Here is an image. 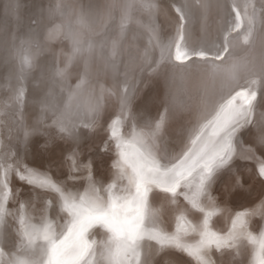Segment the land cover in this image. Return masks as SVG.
<instances>
[{"label": "rangeland", "instance_id": "374dc122", "mask_svg": "<svg viewBox=\"0 0 264 264\" xmlns=\"http://www.w3.org/2000/svg\"><path fill=\"white\" fill-rule=\"evenodd\" d=\"M24 1L0 0V166L7 165L12 169L8 172V197L3 200L0 208V217H2L0 241L5 242L4 251L8 252L11 243L15 241L20 249L19 259L28 261L29 264L32 262L48 264L47 243L43 239L45 230L48 235L50 234L49 237H53L68 219L62 211L64 201L61 199V194L56 192L51 184L60 188L65 196L71 193L77 198V202L81 195L86 193L93 195L92 188L100 189L99 195L106 199L108 192L105 189L110 184L117 185L112 188V193L131 199L127 179L131 172L127 165L117 164L120 158L117 155L119 150L114 147L116 141L111 140L112 147L108 152L101 151V145L105 140L110 139L111 128L114 127L116 136L120 137L121 142L133 146L129 150L132 158L136 157L135 149L141 151L146 149L149 159L157 161L162 166L170 167V162L179 164L185 159L181 155L184 152L193 159L198 155L208 159L223 143V140L214 133L219 130L223 120L228 118L232 108L240 104L238 100L233 101L232 105L224 107L221 111L225 99L229 94L234 95L235 91H246L251 88L257 91V96L251 104L249 123L242 127L232 140L231 159L223 165H220L217 159L213 164L212 178L205 179L203 185L200 183V176L206 173L202 172L201 163L190 176L185 172L186 178L181 180L180 187L175 193H165L162 188L153 187L154 194L149 196V206L143 210L146 227L143 229L145 235L139 241L138 260L147 259V264H209V260L212 264H264V224H262L264 199L261 200L264 196V177L258 174L260 165L257 163V160L264 159L260 156L264 154V144L259 143L260 137L264 136V87H262L264 84L257 83L253 86L248 83L251 80H259L264 74H253L250 75L252 78L248 76L249 78L244 77L232 83L229 81L225 66L232 59L247 52L249 44L264 22V0H254V3L253 0L243 2L241 0H58L59 4L56 0H45L54 3L59 11L62 9L59 12L61 14L52 16L49 23L51 27L52 25L60 27L56 31L58 35L55 36L54 43H59L58 50L63 54L66 53L62 54V58L67 62L65 64L69 75L71 73L68 91L59 78H55L51 73L49 75L47 57L50 58L51 52H48L46 47L42 49L47 53L42 49L36 50L34 63L30 67L22 68L21 63L17 61V49L13 48L15 45L11 48L7 45L10 44L9 41H13L12 39L18 42L21 40L28 25V21L24 18L36 13L37 0ZM179 8L183 9L182 13L177 12ZM181 14L185 17L183 21L185 41L181 42L182 45L189 52L195 48L206 51L209 56L207 61L195 57L185 60L182 64L168 60L167 45L175 36L177 20ZM164 15L167 17L164 18ZM80 18L83 23L80 22ZM103 18L104 21L101 20ZM29 22L30 25L32 21ZM66 25L67 33H65ZM2 26L5 30H1ZM73 32L82 38H79V42L75 41L76 45L84 46L87 43V46L91 45L93 48L105 47L97 49L103 59L101 58L99 74H94L95 81L102 83L103 98L100 100L102 103L98 101L97 104H101L99 111H95V114L91 112L89 116L85 118L82 116L81 119L76 115L78 111L67 129L64 115L61 121L63 125L61 123L59 125L60 120L57 121L58 124L55 122L53 124L52 117H56V110L61 109L62 103L68 101L70 97L78 106L80 102L78 98L83 95L84 86L92 79L89 77V72L97 71L87 66L91 68H88L90 69L88 71L84 69L82 63L74 61L73 48L69 40ZM165 36L168 37L167 44L162 41ZM225 37L229 40L228 50L220 53V57L222 56L220 59H211ZM32 41L30 47L34 51L40 45L36 37L32 38ZM114 43L115 48H113ZM63 48L68 49L64 51ZM214 65L219 69L213 71ZM113 68L114 70H111ZM223 69H226V72ZM85 70L88 72L86 73ZM108 71L110 73H107ZM103 75L107 78H103ZM21 89L23 96L17 99ZM76 94L79 95L78 98ZM124 104L127 106L124 107ZM255 104L258 106L255 107ZM43 108L46 109L42 111ZM113 121L117 123L113 125ZM52 126L55 127L54 131H50ZM150 140L156 141V145ZM158 150L161 154H157ZM253 153L256 159H253ZM249 167L252 169L249 170ZM4 171L5 168L0 167V180L3 179ZM19 176H25L34 183L30 185L26 181H21ZM237 177L240 178V185L237 183ZM42 181H47L43 187L40 186ZM232 194L236 200H233L235 198L231 196ZM28 195L39 197L45 205L43 214L36 221L27 217L23 209L27 200L24 197ZM244 203L246 204L242 205ZM200 209H203V212ZM59 217H62V220ZM162 237L168 239H161ZM173 237H179L178 244L172 239ZM29 239H34L31 244ZM103 239H107L103 233L97 237L98 241ZM229 241L233 246L225 247ZM217 242L220 244L219 247ZM11 251L15 252L16 249L13 248ZM103 251L108 256V249L105 248ZM111 253L113 256L117 255L115 241L111 242ZM105 264H109L108 260H105Z\"/></svg>", "mask_w": 264, "mask_h": 264}, {"label": "snow or ice", "instance_id": "6c2138e0", "mask_svg": "<svg viewBox=\"0 0 264 264\" xmlns=\"http://www.w3.org/2000/svg\"><path fill=\"white\" fill-rule=\"evenodd\" d=\"M183 9H177V12L182 13ZM185 17L180 15L177 20V28L175 36L172 41L167 45L168 48V60L175 61L182 64L185 60L192 58H198L204 61L209 59L208 53L204 50L192 49L191 52L182 45V41H185L184 36V23ZM239 27V25H237ZM229 46V40L224 38L222 45L217 49L215 55L211 59H220V53L227 51ZM116 44H113V48ZM174 49V51H173ZM130 59L131 57V53ZM22 68L30 67L31 61L29 57L24 56L21 59ZM233 68L228 69L229 73L233 72ZM218 70L216 66H213V71ZM62 74V73H60ZM251 85L257 83L264 84V76H261L260 80H251L248 82ZM239 87V86H238ZM23 96V90L21 89L17 95V99ZM257 91L248 88L246 91H235L234 95L229 94L225 99V104L221 106L223 108L232 105L233 101H240L238 106H234L227 119L219 126V130L214 135L219 136L223 143L219 150L214 151L213 155L205 159L203 155H198L193 159L187 152L181 153L185 157L179 164L170 162L171 166L161 165L155 160H150L145 151L135 149L136 157L132 158L129 154V150L132 149L131 144H125L121 142L120 137L116 136L114 127L109 132V140H105L101 145L102 152H108L112 147L111 140H115L114 147L119 150L117 155L119 156V162L127 165L131 175L128 176L129 200L127 196H120L112 193L114 184H110L105 191L108 192V196L105 197L99 195L100 189L92 188L93 195L79 196V202L77 198L69 193L67 196L63 194L60 188L55 184L50 186L55 189L56 192L61 194V199L64 201V211L67 214L68 219L61 230L53 237H49L47 230L43 239L47 243V252L49 254L48 264H105V260H108L109 264H147V259L144 261L138 260V249L140 248L139 241L143 239L145 233L143 229L146 227V218L144 209L149 206V196L152 194L153 187L162 188L165 193H175L176 189L180 187L182 179H185V172L190 176L193 171L197 169L202 163V172L200 183L204 184L205 179L212 178L213 164L218 159L220 165L227 163L231 159L232 140L242 127L249 123V115L251 112L252 101L255 100ZM71 100V97H70ZM247 101V103H244ZM127 105L124 104V107ZM99 105L92 108V111H97ZM219 115V113L217 114ZM117 121H113L114 125ZM159 127V125H157ZM63 130V128H62ZM259 143L264 144V136L260 137ZM108 145V147H105ZM249 151H252L249 149ZM264 157V154H260ZM179 159V157H177ZM253 159H256L255 153H253ZM191 160V163L188 161ZM260 165L259 175L264 177V159L257 160ZM19 167V165H17ZM4 167V176L0 180V208H2V202L8 197L9 181L8 172L12 169L7 165ZM21 181H26L28 184H33L34 181L28 179L25 176H19ZM47 181L41 182V187L45 186ZM237 183H240V178L237 177ZM154 198V197H153ZM203 212V209H200ZM2 219V217H0ZM207 225V220H205ZM103 233L107 239L97 240V237ZM110 234V235H109ZM155 238V237H151ZM161 239H168L162 237ZM178 244L179 237H173ZM115 241L117 255L113 256L111 253V242ZM4 241H0V264H29L28 261H24L18 258L20 249L17 247L16 242L11 243L8 252L4 251ZM32 241L29 240V244ZM220 244L217 242V247ZM232 242H228L225 247H232ZM15 248L16 251H11ZM108 249V256L105 255L103 249ZM122 253V254H121ZM207 255V253H204ZM35 264V262H32ZM209 264L212 262L209 260Z\"/></svg>", "mask_w": 264, "mask_h": 264}, {"label": "bare ground", "instance_id": "6f19581e", "mask_svg": "<svg viewBox=\"0 0 264 264\" xmlns=\"http://www.w3.org/2000/svg\"><path fill=\"white\" fill-rule=\"evenodd\" d=\"M22 2L24 1V0H21ZM57 2H58V4H59V1L58 0H56ZM62 1H64V0H62ZM68 1V0H67ZM85 1V0H84ZM100 1V0H99ZM243 1H245V0H241V2H243ZM14 2H15V0H14ZM26 1H24V3H25ZM50 3V4H49ZM73 3V2H72ZM98 3V2H97ZM143 3V2H142ZM146 3V2H145ZM170 3V2H169ZM253 3H254V0H253ZM18 4H20V2L18 3ZM27 4H28V2H27ZM60 4H63V3H60ZM79 4H80V2H79ZM84 4L86 5V3L84 2ZM83 4V5H84ZM96 4V3H95ZM67 5V4H66ZM70 5V4H69ZM72 5V4H71ZM81 5V4H80ZM84 5V6H85ZM128 5V4H127ZM56 6H58L57 4H56ZM64 6H65V4H64ZM76 6V5H75ZM98 6V5H97ZM159 6V5H158ZM5 7V6H4ZM3 6H2V8H4ZM19 7H21V6H19ZM59 7V6H58ZM70 7V6H69ZM73 7V6H72ZM96 7V6H95ZM101 8H102V6H100ZM136 7V6H135ZM157 7V6H156ZM188 7V6H187ZM201 7V6H200ZM1 8V9H2ZM26 8V7H25ZM27 8H31L30 6H27ZM36 8V13H34V14H29V16L26 18L25 16V18L24 19H26L27 21H28V25H27V29L25 30V32H24V34L22 35V37H21V40L18 42L16 39H12L13 41H15V42H13V41H9L10 42V44H7V45H9V48H11V46H13V45H15V46H13V48L15 47L17 50H16V52H17V61L19 62V63H21V59H22V57H24V56H27V57H29V59H30V61H31V64H33L34 63V60H35V52H36V50H40V49H42V48H44V47H46V49H48L49 51L48 52H51V54L50 53H48V54H50L51 56H50V58L49 57H47L49 60L47 61V64H48V67H49V69H50V71H49V75H50V73L55 77V78H59L60 79V82L62 81V84H64L65 86H66V90L68 91L69 89H70V87L68 86L69 84H70V82H71V73H70V75H69V72L67 71V65L65 64V62L66 61H64L65 59H63L62 58V54L63 53H61L60 52V50H58V48L59 47H57V45L59 44H56V43H54V40L56 39V37H57V35H56V31H57V29H58V27L59 26H55V25H52V27L50 26V20H51V17L52 16H56V15H58L59 16V14H61V13H59L60 11H59V8H56L55 7V4L53 3L52 4V2H48V1H45V0H37V6L35 7ZM66 8V7H65ZM80 8V7H79ZM82 8V7H81ZM85 8H87V7H85ZM90 8H91V6H90ZM92 8H94V7H92ZM174 8V7H173ZM264 8V7H263ZM7 9V8H6ZM74 9V8H73ZM72 9V10H73ZM83 9V8H82ZM100 9V8H99ZM125 9V8H124ZM160 9V8H159ZM20 10V9H19ZM18 10V11H19ZM66 10H67V8H66ZM71 10V9H70ZM85 10V9H84ZM90 10V9H89ZM157 10H158V8H157ZM204 10V9H203ZM1 11V10H0ZM65 11V10H64ZM69 11V10H68ZM101 11H102V9H101ZM101 11H99V12H101ZM6 12V11H5ZM72 12V11H71ZM74 12V11H73ZM77 12V11H76ZM89 12V11H88ZM93 12H94V10H93ZM96 12V11H95ZM98 12V11H97ZM105 12V11H104ZM161 12V11H160ZM189 12V11H188ZM68 13V12H67ZM128 13V12H127ZM159 13V12H158ZM70 14V13H69ZM68 14V15H69ZM83 14V13H82ZM85 14H87V13H85ZM103 14V13H102ZM163 14V13H162ZM64 15V14H63ZM182 15V14H181ZM190 15V14H189ZM259 15V14H258ZM61 17H62V15H60ZM80 16V15H79ZM104 16V15H103ZM144 16V15H143ZM176 16H177V14H176ZM192 16V15H191ZM60 17V18H61ZM64 17V16H63ZM165 17H167L166 15H164V18ZM258 17V16H257ZM65 18V17H64ZM67 18V17H66ZM75 18V17H74ZM76 18H79L78 16H76ZM91 18V17H90ZM258 18H260V17H258ZM258 18H257V20H258ZM22 19V18H21ZM86 19V18H85ZM104 19L105 18H103V19H101V20H103L104 21ZM20 20V19H19ZM62 20V19H61ZM75 20V19H74ZM77 20V19H76ZM83 20V19H82ZM97 20V19H96ZM162 20V19H161ZM167 20V19H166ZM29 21H32V23L29 25ZM78 21V20H77ZM55 22V21H54ZM80 22H82L81 21V18H80ZM150 22V21H149ZM56 23V22H55ZM76 23V22H75ZM78 23V22H77ZM83 23V22H82ZM85 23V22H84ZM98 23V22H97ZM53 24V23H52ZM101 24H103L102 22H101ZM148 24V23H147ZM33 25V26H32ZM152 25V24H151ZM75 26V25H74ZM150 26V25H149ZM5 27V26H4ZM87 27V26H86ZM85 27V28H86ZM95 27H97V26H95ZM94 27V28H95ZM157 27V26H156ZM156 27H155V29H156ZM256 27V26H255ZM60 28V27H59ZM63 27H61V29H62ZM85 28H83V29H85ZM98 28V27H97ZM96 28V29H97ZM104 28V27H103ZM150 28V27H149ZM154 28V27H153ZM82 29V30H83ZM95 29V30H96ZM102 29V28H101ZM1 30H5V29H3V26H2V29ZM59 30V29H58ZM81 30V31H82ZM93 30V29H92ZM154 30V29H153ZM257 30V29H256ZM78 31V30H77ZM88 31V30H87ZM156 31V30H155ZM59 32V31H58ZM97 32V31H96ZM152 32V31H151ZM150 32V33H151ZM156 32H158V30L156 31ZM65 33H67V25H66V29H65ZM83 33V32H82ZM91 33V32H90ZM153 33V32H152ZM151 33V34H152ZM159 33V32H158ZM255 33H256V31H255ZM3 34H5V33H2V35ZM61 34V33H60ZM70 34V33H69ZM68 34V35H69ZM156 34V33H155ZM154 34V35H155ZM86 35V34H85ZM88 35H89V32H88ZM158 36H159V34H157ZM56 36V37H55ZM133 36V35H132ZM36 37V39H38V43H39V47H38V49H36L37 47L36 46H38V45H36L33 41H32V38H35ZM59 37H60V35H59ZM58 37V38H59ZM69 37V36H68ZM150 36L148 35V38H149ZM194 37V36H193ZM245 37V36H244ZM6 38V37H5ZM70 38V37H69ZM79 38L80 39H82L81 37H80V35L79 34H77V33H74L73 32V36H72V40L71 39H69L70 40V44H71V47L73 48L72 49V51H73V59H74V61H78V62H80V63H82V65H84L83 67H84V69L86 68V69H88V68H92V69H96L97 71H93V72H89L90 73V78H92V79H90V82H88L89 84H87L86 86H84V88H85V90H84V93H83V95H78L79 96V98H78V96H77V94H76V98H78L79 100H80V102H79V104H78V106L76 105V103H74V101L71 99L70 100V98L69 99H67L68 101H66V102H64V103H62V106L60 107L61 109H58V110H56V117H52V123L53 124H55V123H57V121H59V125H60V123H61V121L63 120V115H64V117H65V120H66V126H67V129L69 128V125L71 124L70 123V121L71 120H73V118L74 117H76L75 116V114L79 111V113L78 114H76L77 116H79V118L81 119L82 118V116L85 118V117H87V116H89L90 115V113L92 112L93 114H95V111H92L91 109L92 108H94L97 104H98V101L100 102V100L103 98V91L101 90V84L99 83L100 81H98L97 80V82L95 81V75L94 74H99L98 73V70H99V66H100V64L102 63V57H100V55L101 54H99V50H97L98 49V47H96V48H93V47H91V45L90 46H87V43H86V45H84V46H79V45H76L75 43H77V42H75L76 40L79 42ZM87 38V37H86ZM95 38H96V36H95ZM159 38V37H158ZM4 39V38H3ZM74 39V40H73ZM154 39V38H153ZM152 39V40H153ZM193 39V38H192ZM231 39V38H230ZM11 40V39H10ZM59 39H57V41H58ZM68 40V41H69ZM85 40V39H84ZM93 40V39H92ZM194 40H195V38H194ZM232 40V39H231ZM247 40V39H246ZM33 42L36 46V48H35V50L33 51L32 50V47H30V42ZM60 41V40H59ZM149 41H150V38H149ZM148 41V42H149ZM163 43H165V44H167L168 43V37L167 36H165V37H163ZM9 42H7V43H9ZM11 42H13L12 43V45H11ZM86 42V41H85ZM85 42H84V44H85ZM194 42V41H193ZM4 43V42H3ZM33 43H32V45H33ZM93 44H94V41L92 42ZM6 44V43H5ZM92 44V45H93ZM97 44V43H96ZM95 44V45H96ZM108 44V43H107ZM241 44V43H240ZM61 45V47H62V44H60ZM81 45V44H80ZM83 45V44H82ZM89 45V44H88ZM59 46V45H58ZM103 46V45H102ZM5 47V46H4ZM64 48H65V46H63ZM104 47V46H103ZM102 47V48H103ZM192 47V46H191ZM3 48V47H2ZM63 48V49H64ZM99 48H101V47H99ZM101 48V49H102ZM105 48V47H104ZM238 48V47H237ZM4 49V48H3ZM2 49V50H3ZM8 49V48H7ZM62 49V48H61ZM68 49V48H67ZM67 49H64V51L65 50H67ZM112 49V48H111ZM155 49V48H154ZM196 49V48H195ZM42 50H44V49H42ZM42 50H41V52H42ZM4 51V50H3ZM12 51H15V49L13 50L12 49ZM63 51V52H64ZM70 51V50H69ZM115 51V50H114ZM10 52V51H9ZM8 52V53H9ZM39 52V51H38ZM242 52H244V50L242 51ZM40 53V52H39ZM44 53H47V52H45V50H44ZM70 52H67V54H69ZM72 53V52H71ZM108 53V52H107ZM106 53V54H107ZM241 53V52H240ZM6 54V53H5ZM10 54H11V52H10ZM47 54V55H48ZM64 54H66L65 52H64ZM63 54V55H64ZM106 54H104V55H106ZM3 55V54H2ZM7 55V54H6ZM14 55V54H13ZM38 55V54H37ZM44 55V54H43ZM112 55V54H111ZM40 57V56H39ZM43 57V56H42ZM64 57V56H63ZM71 58H72V56H70ZM222 57V56H221ZM8 58V57H7ZM44 58V57H43ZM68 58H69V55H68ZM102 58V59H101ZM227 58V57H226ZM12 59V58H11ZM15 59V58H14ZM14 59H13V61H14ZM37 59H39L38 57H37ZM36 59V60H37ZM47 60V59H46ZM55 60V61H54ZM68 60V59H67ZM229 60H231V59H229ZM70 61V60H69ZM196 61H198V60H196ZM228 61V60H227ZM77 62V63H78ZM110 62H111V60H110ZM223 62H226V61H223ZM40 63V62H39ZM67 63V62H66ZM69 63V62H68ZM172 63V62H171ZM4 64V63H3ZM14 64V63H13ZM46 64V65H47ZM70 64V63H69ZM112 64V63H111ZM134 64V63H133ZM16 65V64H15ZM22 65V64H21ZM20 65V66H21ZM93 65V66H92ZM235 65V69H234V71L233 72H231V73H229V71H228V69H231V68H233V66ZM70 66V65H69ZM87 66H90V67H87ZM117 66V65H116ZM148 66V65H147ZM225 66H227V72H228V78L230 79L229 81H231L232 83H236V82H238V80L239 79H241V78H244V77H248V76H250V75H252L253 76V74H255V75H262V74H264V22L260 25V27H259V31H258V33H257V35L255 36V38L253 39V41L249 44V46H248V50H247V52L245 53V54H243V55H241V56H239V57H236V58H234V59H232L231 61H230V63L228 64V65H225ZM46 67V66H45ZM48 67H47V69H48ZM74 67H76V66H74ZM79 66H77V68H78ZM108 67V66H107ZM194 67V66H193ZM24 68V67H23ZM90 68V69H91ZM104 68V67H103ZM102 68V69H103ZM110 68H112V67H110ZM206 68V67H205ZM90 69H88V71H90ZM108 69V68H107ZM219 69V68H218ZM36 70V69H35ZM74 70V69H73ZM78 70V69H77ZM77 70H75V71H77ZM106 70V69H105ZM105 70H103V72H105ZM111 70H114V68L113 69H111ZM117 70V69H116ZM222 70V69H221ZM223 70H225V72H226V69H223ZM87 71V72H88ZM146 71V70H145ZM85 72H86V70H85ZM86 72V73H87ZM113 72V71H112ZM141 72V71H140ZM224 72V71H223ZM60 73H62V74H60ZM88 73V74H89ZM106 73V72H105ZM107 73H110L109 71L107 72ZM114 73V72H113ZM184 73V72H183ZM108 75V74H107ZM153 75V74H152ZM225 75V74H224ZM83 76V75H82ZM104 77L103 78H105V75H103ZM110 76V75H109ZM111 76H113L112 75V73H111ZM223 76V75H222ZM75 77V76H74ZM94 77V78H93ZM114 77V76H113ZM116 77V76H115ZM208 77V76H207ZM251 77V76H250ZM99 78V77H98ZM106 78H107V76H106ZM105 78V79H106ZM110 78V77H109ZM249 78V77H248ZM252 78V77H251ZM255 78V77H254ZM256 78H259V77H257L256 76ZM73 79V78H72ZM78 79V78H77ZM110 79H112V78H110ZM115 79V78H114ZM113 79V80H114ZM225 79V78H224ZM223 79V80H224ZM81 80H83V79H81ZM80 80V81H81ZM103 80V79H102ZM116 80V79H115ZM260 80V79H259ZM258 80V81H259ZM107 81V80H106ZM112 81V80H111ZM110 81V82H111ZM225 81V80H224ZM224 81H223V83H224ZM244 81V80H243ZM246 81H248V80H246ZM32 82V81H31ZM36 82V81H35ZM84 82V81H83ZM114 82V81H113ZM28 83V82H27ZM112 83V82H111ZM114 83H116V82H114ZM74 84V83H73ZM105 84V83H104ZM110 84V83H109ZM218 84V83H217ZM244 84V83H243ZM9 86V85H8ZM81 87V86H80ZM102 87H104V86H102ZM108 87H109V85H108ZM209 87V86H208ZM232 87V86H231ZM262 87H264V86H262ZM261 87V88H262ZM106 88H107V86H106ZM81 89V88H80ZM79 89V90H80ZM209 89V88H208ZM207 89V90H208ZM226 89V88H225ZM78 91V90H77ZM105 91V90H104ZM107 91V90H106ZM109 91V90H108ZM209 91V90H208ZM223 91V90H222ZM226 91V90H225ZM231 91V90H230ZM72 92V91H71ZM74 92V91H73ZM79 93H80V91H79ZM109 93V92H108ZM70 94V93H69ZM75 94V93H74ZM73 94V95H74ZM110 94V93H109ZM228 94V93H227ZM261 94V93H260ZM259 94V95H260ZM106 95H108V94H106ZM258 95V96H259ZM263 95V94H262ZM68 96V95H67ZM71 96V95H70ZM75 96V95H74ZM109 96V95H108ZM212 96V95H211ZM101 97V98H100ZM143 97V96H142ZM263 97V96H262ZM9 98V97H8ZM222 98V97H221ZM220 98V99H221ZM166 99V98H165ZM258 99H259V97H258ZM9 100V99H8ZM219 100V99H218ZM260 100V99H259ZM104 102V101H103ZM106 102H108V101H106ZM258 102V101H257ZM261 102V101H260ZM100 103H102V102H100ZM105 103V102H104ZM259 103V102H258ZM257 104V103H256ZM255 104V107L256 106H258V105H256ZM31 105V104H30ZM99 105H101V104H99ZM105 106L107 105V103L106 104H104ZM103 105V106H104ZM102 106V107H103ZM45 107V106H44ZM101 107V108H102ZM254 107V108H255ZM25 108V107H24ZM27 108V107H26ZM99 108H100V106H99ZM46 109V108H45ZM44 108H43V110L42 111H44L45 110ZM108 110V109H107ZM99 111V110H98ZM168 111V110H167ZM188 111V110H187ZM253 111V110H252ZM254 111H256V110H254ZM31 112V111H30ZM102 112V111H101ZM104 112H106V111H104ZM54 113V112H53ZM98 113V112H97ZM21 114V113H20ZM23 114V113H22ZM29 114V113H28ZM103 114V113H102ZM30 115V114H29ZM33 115V114H32ZM105 116V115H104ZM94 117V116H93ZM252 117H254V114H253V116ZM139 118V117H138ZM18 119V118H17ZM22 119H23V115H22ZM25 119V118H24ZM104 119V118H103ZM77 120V119H76ZM17 121V120H16ZM39 121V120H38ZM48 122H50L49 120H48ZM55 122V123H54ZM76 122V121H75ZM78 122V121H77ZM58 124V123H57ZM62 124V123H61ZM150 124V123H149ZM63 125V124H62ZM79 125V124H78ZM98 125V124H97ZM39 126V125H38ZM46 126H49L48 124H46ZM55 126V125H54ZM180 126V125H179ZM32 127V126H31ZM30 127V128H31ZM41 127V126H40ZM57 127H58V125H57ZM62 127V126H61ZM76 127V126H75ZM48 127H46V129H47ZM50 128V127H49ZM53 128H55V127H53L52 126V130H50V131H54L53 130ZM71 128H72V125H71ZM80 128V127H79ZM36 129V128H35ZM43 129V128H42ZM62 129V128H61ZM65 129H66V127H65ZM97 129V128H96ZM141 129V128H140ZM48 130V131H49ZM75 130V129H74ZM80 130V129H79ZM78 130V131H79ZM143 130V129H142ZM42 131H44V130H42ZM49 131V132H50ZM59 131H61V130H59ZM70 131V130H69ZM97 131V130H96ZM99 131H100V129H99ZM134 131V130H133ZM138 131H140V130H138ZM73 132V131H72ZM45 133V132H44ZM47 133V132H46ZM100 133V132H99ZM144 133V132H143ZM149 133V132H148ZM28 134V133H27ZM47 134H49V133H47ZM96 134V133H95ZM150 134V133H149ZM171 134V133H170ZM72 135V134H71ZM74 135V134H73ZM135 135H136V133H135ZM148 135V134H147ZM58 136H61V135H58ZM75 136V135H74ZM146 136V135H145ZM155 136V135H154ZM54 137V136H53ZM56 137V136H55ZM63 137V136H62ZM141 137V136H140ZM69 138H70V136H69ZM72 138V137H71ZM146 138V137H145ZM153 138V137H152ZM76 139V138H75ZM137 139V138H136ZM141 139V138H140ZM155 139V138H154ZM157 139V138H156ZM139 140V139H138ZM137 140V141H138ZM172 141V140H171ZM177 141V140H176ZM150 142H154V144L155 143H157L156 141H154V140H150ZM149 141H148V143H150ZM178 142V141H177ZM147 143V144H148ZM178 143H180V142H178ZM178 143H177V145H178ZM183 143V142H182ZM252 143V142H251ZM56 144V143H55ZM152 145H153V143H151ZM151 145V146H152ZM156 145V144H155ZM159 145V144H158ZM158 145H157V147H158ZM181 145V144H180ZM150 146V145H149ZM154 146V145H153ZM91 147V146H90ZM152 149V148H151ZM163 150H164V147L162 148ZM181 149V148H180ZM161 150V149H160ZM44 151V150H43ZM42 151V152H43ZM157 151V150H156ZM159 151V150H158ZM162 151V150H161ZM158 153H160V151L159 152H157V154ZM161 154V153H160ZM263 158V157H262ZM36 159V158H35ZM44 159V158H43ZM34 160V159H33ZM40 160V159H39ZM241 167V166H240ZM85 168V167H84ZM252 169V168H251ZM250 169V167H249V170H251ZM239 170H240V168H239ZM238 170V171H239ZM253 170H254V168H253ZM237 171V172H238ZM110 172V171H109ZM240 172V171H239ZM251 172V171H250ZM241 173V172H240ZM243 173V172H242ZM249 173V172H248ZM239 174V173H238ZM110 175V174H109ZM240 175H242V174H240ZM112 176H114V175H112ZM236 176V175H235ZM110 177V176H109ZM232 177H234V176H232ZM242 177V176H241ZM248 177V176H247ZM246 177V178H247ZM221 179V178H220ZM229 179V178H228ZM248 179H249V177H248ZM232 180V179H231ZM241 180H242V178H241ZM223 182V181H222ZM228 182V181H227ZM246 182V181H245ZM249 183H250V181H249ZM248 183V184H249ZM229 184V183H228ZM238 185V184H237ZM239 185H240V183H239ZM241 185H243V184H241ZM218 186V185H217ZM246 186V185H245ZM248 186V185H247ZM115 187H117V185L115 186ZM238 186H236V188H237ZM239 187H241V186H239ZM243 187V186H242ZM246 188V187H245ZM49 189V188H48ZM216 189V188H215ZM242 189V188H241ZM228 190V189H227ZM237 190V189H236ZM236 190H235V192H236ZM21 191H22V189H21ZM44 191V190H43ZM50 191V190H49ZM48 191V192H49ZM156 191V190H155ZM231 191V190H230ZM239 191H241V190H239ZM243 191V190H242ZM22 192H24V191H22ZM37 192V191H36ZM36 192H34V193H36ZM40 192V191H39ZM45 192H46V190H45ZM53 192V191H52ZM114 192V191H113ZM154 192V191H153ZM229 192V191H228ZM233 192V191H232ZM246 192V191H245ZM26 193V192H25ZM41 193H43V192H41ZM51 193V192H50ZM53 193H55V192H53ZM156 193V192H155ZM237 193V192H236ZM241 193V192H240ZM244 193V192H243ZM263 193V192H262ZM19 194V193H18ZM27 194H29V193H27ZM33 194V193H32ZM57 194V193H56ZM152 194H154V193H152ZM159 194V193H158ZM230 194V193H229ZM234 194V193H233ZM231 195V196H234V195ZM245 194V193H244ZM37 195V194H36ZM44 195H45V193H44ZM250 195V194H249ZM51 196V195H50ZM57 196V195H56ZM153 196V195H152ZM237 196H238V193H237ZM241 196V195H240ZM242 196H244V195H242ZM261 196H263V195H261ZM22 197H24V196H21V198ZM26 197V196H25ZM24 197V199H27L26 200V202L24 203L25 205L23 206L24 208V212L25 213H27V217H29L31 220H34V221H36V220H38L40 217H41V215L43 214V211H44V207H45V205H44V202H43V200L42 199H40L39 197H37V196H33V195H28L26 198ZM157 197V196H156ZM249 197V196H248ZM253 197L254 196H252V198L251 199H253ZM54 198V197H53ZM59 198V197H58ZM234 198H235V196H234ZM18 199V198H17ZM23 199V200H24ZM158 199V198H157ZM159 199H161V198H159ZM230 199V198H229ZM228 199V200H229ZM244 199V198H243ZM250 199V200H251ZM264 199V196L261 198V200H263ZM54 200V199H53ZM233 200H236V198L235 199H233ZM249 200V201H250ZM152 201V200H151ZM225 201V200H224ZM231 201V200H230ZM249 201H247L248 203H249ZM8 202V201H7ZM9 202H12V201H10L9 200ZM55 202H57V201H55ZM254 202H256V201H254ZM150 203V202H149ZM152 203V202H151ZM154 203H155V201H154ZM153 203V205H155ZM240 203V202H239ZM11 204H13V203H11ZM18 204V203H17ZM53 204V203H52ZM229 204V203H228ZM231 204V203H230ZM246 203H244V204H242V205H245ZM253 204V203H252ZM21 205V204H20ZM19 205V206H20ZM152 205V204H151ZM224 205H225V202H224ZM237 205V204H236ZM255 205H256V203H255ZM22 206V205H21ZM238 206V205H237ZM241 206V205H240ZM229 206H227V208H228ZM239 207V206H238ZM256 207H257V205H256ZM264 207V205L262 206V208ZM9 208H10V206H9ZM8 208V209H9ZM63 208H64V204H63ZM20 209H22V208H20ZM57 209V208H56ZM155 209V208H154ZM261 209V208H260ZM57 212H58V210H56ZM55 211V212H56ZM225 211H227V210H225ZM60 212V211H59ZM223 213V212H222ZM219 215L221 214L220 212L218 213ZM227 214V213H226ZM225 214V215H226ZM261 214V213H260ZM22 215V214H21ZM65 215L67 216V214L65 213ZM216 215V214H215ZM222 216V215H221ZM227 216V215H226ZM259 216V215H258ZM217 217H220V216H217ZM60 218V217H59ZM62 218V217H61ZM60 218V220H62ZM221 218V217H220ZM257 218V217H256ZM261 218H263V216L261 217ZM54 219V218H53ZM58 219V218H57ZM222 219H223V217H222ZM255 219V218H254ZM23 220H25L24 218H23ZM26 220H28V219H26ZM216 220V219H215ZM224 220V219H223ZM227 219L225 218V221H226ZM22 221V220H21ZM65 221V220H64ZM221 221V220H220ZM224 221V222H225ZM255 221H256V219H255ZM258 221V220H257ZM215 222V221H214ZM213 222V223H214ZM261 222V221H260ZM259 222V223H260ZM22 223V222H21ZM57 223V222H56ZM258 223V224H259ZM215 224H216V222H215ZM219 224H221V223H219ZM222 224H224V223H222ZM221 224V225H222ZM262 224H264L263 223V221H262ZM262 224H260V225H262ZM217 225V224H216ZM19 226V225H18ZM48 226H50V225H48ZM57 226V225H56ZM215 226V225H214ZM219 226V225H218ZM49 228V227H48ZM55 228H57V227H55ZM219 228V227H218ZM217 228V229H218ZM262 228V227H261ZM38 229V228H37ZM56 230H58V229H56ZM263 230V229H262ZM41 231V230H40ZM48 231H49V229H48ZM52 231H53V229H52ZM18 232V231H17ZM57 232V231H56ZM50 235V234H49ZM55 235V234H54ZM43 236V235H42ZM40 237V236H39ZM52 237V236H51ZM16 239V238H15ZM35 239V238H34ZM34 239H32V240H34ZM30 240V239H29ZM31 240V241H32ZM38 240V239H37ZM13 249V248H12ZM44 250H45V248H44ZM26 254V253H25ZM44 254V253H43ZM228 257H230V256H228ZM33 258V257H32ZM226 258H227V256H226ZM225 258V259H226ZM38 259H39V257H38ZM225 259H224V262H225ZM222 260V259H221ZM228 260V259H227ZM232 260V259H231ZM229 263H230V261H229Z\"/></svg>", "mask_w": 264, "mask_h": 264}]
</instances>
